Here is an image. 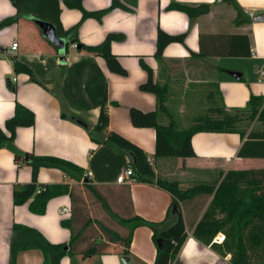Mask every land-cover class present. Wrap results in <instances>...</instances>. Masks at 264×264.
<instances>
[{
	"label": "crops",
	"instance_id": "0c3cea01",
	"mask_svg": "<svg viewBox=\"0 0 264 264\" xmlns=\"http://www.w3.org/2000/svg\"><path fill=\"white\" fill-rule=\"evenodd\" d=\"M119 1L127 10L113 8L100 19H83L81 10L68 8L61 0L59 23L65 31L77 27L78 41L72 45L70 41L74 39L65 38L62 52L43 38L35 23L39 19L23 17L0 30L3 55L0 127L13 115L16 105L26 108L33 113L35 122L32 127L16 130L14 146L19 152L66 160L82 170L83 180L90 173L87 180L98 188L110 210L121 219L138 216L147 222H161L171 205V195L158 186L137 181L118 184L116 179L129 162L128 157L106 145L93 143L85 129L71 117L94 127L104 103L108 115L104 133L114 132L139 147L147 155L156 177L177 182L181 190L210 182L215 174L221 181L229 171L264 169V159L237 158L242 139L234 133H196L191 137L195 157L155 158L154 129L136 128L130 120L131 109L156 112L159 125L173 123L181 129L177 104L186 106L193 123L194 114L205 109L197 108L196 104L212 102L216 95L226 110L245 108L251 95L264 97V22L252 21L254 16L264 13V0H234L245 16L243 19H250L240 23H237V10L223 0ZM171 1L187 6L207 5L208 10L191 19L182 12L167 11ZM81 4L84 11L97 13L108 10L112 0H82ZM15 14L9 0H0V22ZM159 31L170 36L186 34V38L183 44L167 45L162 56L156 58ZM109 35L114 37L110 53L127 71L126 76L110 72L101 58L76 48L77 44L99 46ZM243 35L248 38L251 56L231 57L246 49L240 38ZM12 44H17L13 53L9 50ZM60 58H64L63 64ZM141 58L151 68L153 81L166 88L164 111L159 110L155 95L140 90L147 81V73L139 66ZM14 60L27 66L38 83L31 81L26 73L16 72ZM233 74H239V79ZM30 179V167L24 162L18 166L9 149L0 147V264H9L13 225L35 229L51 244H67L70 240L69 231L61 227V221L71 215L68 196L51 199L42 216L30 213L26 204L14 206L13 188L28 184ZM37 179L42 185L68 186L84 200L73 188L80 185L85 190L82 181L56 168H41ZM204 200L199 194L180 203L187 238L171 264H231V253L220 249L221 244L204 246L192 236L211 197L206 203ZM87 209L93 220L89 205ZM102 212L105 218L98 219L99 222L124 235L126 229L108 219L103 209ZM121 257V248L111 245L101 255L87 259L64 257L60 264H121ZM128 257L131 264H154L156 246L148 228L134 230ZM42 262L40 251L26 250L17 255L16 264Z\"/></svg>",
	"mask_w": 264,
	"mask_h": 264
},
{
	"label": "trees",
	"instance_id": "16d2710c",
	"mask_svg": "<svg viewBox=\"0 0 264 264\" xmlns=\"http://www.w3.org/2000/svg\"><path fill=\"white\" fill-rule=\"evenodd\" d=\"M61 0H9L16 10L14 17L0 22V30L23 17H32L51 24L58 36L74 39L77 27L65 31L59 23ZM231 4L237 10V23L243 19V13L234 0H223ZM68 8H77L82 11L83 19L87 17H100L113 8L127 10L119 0H112L108 10L89 13L82 9V0H62ZM208 10L207 5L187 6L171 1L167 11H178L186 14L189 18H195ZM114 37L108 36L105 41L96 47H86L81 44L80 49L93 56L101 58L106 68L119 76H126L127 71L122 68L117 57L110 53L109 46ZM186 34L170 36L161 31L157 34L155 57L160 58L164 48L172 43H184ZM240 38L245 42L246 49L241 54L231 57H250V47L247 36ZM230 57V56H228ZM139 66L147 73V81L140 86V90L156 96L159 110H166L164 98L166 88L153 81L151 68L141 58ZM13 67L16 72L26 73L30 80L38 83L31 70L22 63L14 60ZM57 83V88H58ZM221 101V100H220ZM221 103V102H220ZM264 97L251 95L247 105L243 109L226 110L215 106L210 108L212 112L220 116L217 120H210L205 115H199L193 123L199 124L189 130H181L169 126H161L157 123L156 112L143 113L137 109L130 110V120L136 128H152L156 134L155 158H191L195 157L191 147V137L200 132L206 133H234L238 134L242 143L237 152V158L241 159H264V129L254 127L242 132L236 128L237 123L243 119L253 120L257 117L264 122ZM73 121L82 126L88 133L91 141L96 145H106L115 153L128 157L134 168V179L137 182L155 185L167 191L171 197V205L166 217L161 222H147L138 216L129 219H121L114 214L105 198L100 194L98 188L94 187L87 179L82 178V170L74 164L59 158L35 157L31 154H22L14 146L16 130L21 127H32L35 122L33 113L26 108L16 105L13 115L0 127V147H6L13 154L14 160L19 166L21 162L27 164L31 169V179L28 184L15 186L13 188L12 200L14 206L27 205L33 215L42 216L51 199L68 196L71 199V215L68 219L61 221V227L69 231L70 240L67 244H51L37 230L13 225L12 237L9 251V264H16L17 255L26 250H38L42 254V264H60L64 257L81 256L87 259L105 253L111 245L121 248V255L128 256L131 238L134 230L138 227H146L152 233V240L156 246V257L154 264L173 263L187 238L185 225L180 213V203L192 199L210 189L213 195L212 204L203 214L198 224L194 227L192 236L202 245L214 247L212 240L218 235L225 233V241L220 249L230 251L231 264H249L248 250L244 243V232L250 228L252 231V245L264 257V169L247 171L227 172L219 185L215 188L200 190L192 186L182 191L177 182H169L156 177L147 155L137 146L114 132L104 133L108 127V115L102 105L98 124L91 127L82 120L71 117ZM41 168H56L82 185L102 206L106 217L126 229L125 234H119L109 226L93 221L88 213L84 200L72 191L68 186H48L38 182L37 175ZM244 186V188L242 187ZM208 192V191H207ZM221 208L227 215L224 220L215 219L214 208ZM228 226L227 230L224 227ZM159 242V245H157ZM220 252V251H219ZM264 259V258H263ZM264 264V260L260 263Z\"/></svg>",
	"mask_w": 264,
	"mask_h": 264
},
{
	"label": "rangeland",
	"instance_id": "374dc122",
	"mask_svg": "<svg viewBox=\"0 0 264 264\" xmlns=\"http://www.w3.org/2000/svg\"><path fill=\"white\" fill-rule=\"evenodd\" d=\"M219 99L220 98H218V96L216 95V97L214 98V100H212V102H209V103L205 102V103H201V104H199V103L196 104L197 108L201 107V108H205V109H203L204 111H202V113H195L194 117L197 118V117H199V115H205L211 121L219 119L220 116L218 114L214 113V111L212 112L211 110H208L210 108H214L215 106L221 107V103L219 102ZM175 107L177 110H180L178 113L180 117H178V119L180 122L179 125L181 126V129L189 130V129H191L194 126L199 124L198 122H196L195 123L196 125H195L194 123H192L190 121L191 120L190 118L192 117V115L190 112H187V108H186V106H184V104L181 107L179 106V104H177V106H175ZM254 127L259 128L260 130L264 129V122L262 123L256 117L251 121L248 119H243V120H241L240 123H237V125H236V128L242 132H246L248 130H251ZM219 183H220V178L217 177V174H215L214 176H212V179L210 182H205V183H201V184L197 183L194 186H197L200 190H203V189L208 188V186H210L212 188H214V186H215V188H216L219 185ZM242 187L244 188V186H242ZM73 188H74L76 194L83 197L84 200H85V198L87 199L88 203L86 202V200H85V202H86L87 206L89 205L92 209V215H93L94 221H97L98 219H102V217L105 218V216H103L104 214L102 212L100 205H98L96 201L91 199L90 196L87 194V192L80 188V185H78L77 187H73ZM182 191H185V190H182ZM209 191H210V189H208L205 192H202V194H200V195L204 196L205 203L211 197V202H210L207 210L209 209L210 205L212 204V198H213V195L210 194ZM83 193L85 194V196L83 195ZM213 211L216 213L215 219L218 221H221V222L224 220V218L227 215L225 212L221 211V208H219V207L214 208ZM98 221H100V220H98ZM227 229H228V226H225L224 230H227ZM222 235L225 236L224 231H223ZM251 236H252V231L250 228H248L244 232V243H245L247 250H248V254H247L248 260H249L248 262H249V264H260L264 260L263 259L264 257L260 254V252L256 249V247H254L252 245Z\"/></svg>",
	"mask_w": 264,
	"mask_h": 264
},
{
	"label": "water",
	"instance_id": "95a60500",
	"mask_svg": "<svg viewBox=\"0 0 264 264\" xmlns=\"http://www.w3.org/2000/svg\"><path fill=\"white\" fill-rule=\"evenodd\" d=\"M252 21L254 23H263L264 22V13L259 14L257 16H254L252 18ZM35 23L37 24V26L41 29L42 32V36L45 40H47L48 42H50L51 44L54 45V47L59 51L62 52L64 50V47L66 45V40L64 37H60L57 35L55 28L44 21H40V20H36ZM70 43L72 45L75 44L74 40H71ZM77 50L80 49L79 46H76ZM60 63L63 64L64 63V58H60ZM235 79H239L240 75L239 74H233ZM157 245H159V242H157ZM121 264H131L130 259L128 256H122L121 257Z\"/></svg>",
	"mask_w": 264,
	"mask_h": 264
},
{
	"label": "built area",
	"instance_id": "2783aa9c",
	"mask_svg": "<svg viewBox=\"0 0 264 264\" xmlns=\"http://www.w3.org/2000/svg\"><path fill=\"white\" fill-rule=\"evenodd\" d=\"M12 53L15 52L17 50V44H12L10 49H9ZM3 55L0 53V59ZM91 176L90 173H87L84 178L85 179H89ZM116 182L118 184H127L130 185L133 182H135L134 179V168L131 162H128L125 167L122 169L120 175L117 177ZM65 211H63L64 214ZM225 241V236L222 234H218L213 240H212V244H222Z\"/></svg>",
	"mask_w": 264,
	"mask_h": 264
}]
</instances>
